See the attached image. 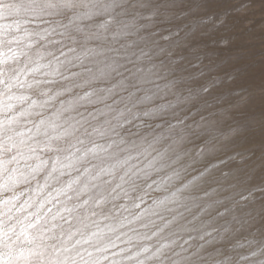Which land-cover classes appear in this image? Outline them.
Returning <instances> with one entry per match:
<instances>
[{
	"label": "clouds",
	"instance_id": "clouds-1",
	"mask_svg": "<svg viewBox=\"0 0 264 264\" xmlns=\"http://www.w3.org/2000/svg\"><path fill=\"white\" fill-rule=\"evenodd\" d=\"M227 2L0 0V264H264Z\"/></svg>",
	"mask_w": 264,
	"mask_h": 264
},
{
	"label": "rangeland",
	"instance_id": "rangeland-1",
	"mask_svg": "<svg viewBox=\"0 0 264 264\" xmlns=\"http://www.w3.org/2000/svg\"><path fill=\"white\" fill-rule=\"evenodd\" d=\"M227 9L226 26L232 37L228 49L242 87H264V0H239L222 5ZM264 109V102L258 110Z\"/></svg>",
	"mask_w": 264,
	"mask_h": 264
}]
</instances>
